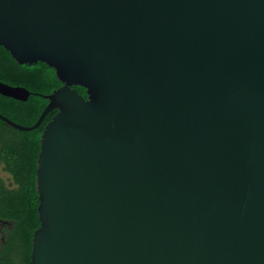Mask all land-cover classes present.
I'll return each instance as SVG.
<instances>
[{"label": "water", "instance_id": "water-1", "mask_svg": "<svg viewBox=\"0 0 264 264\" xmlns=\"http://www.w3.org/2000/svg\"><path fill=\"white\" fill-rule=\"evenodd\" d=\"M0 45L61 82L0 113L56 109L28 264H264V0H0Z\"/></svg>", "mask_w": 264, "mask_h": 264}, {"label": "trees", "instance_id": "trees-1", "mask_svg": "<svg viewBox=\"0 0 264 264\" xmlns=\"http://www.w3.org/2000/svg\"><path fill=\"white\" fill-rule=\"evenodd\" d=\"M0 81L8 85L23 86L29 91L30 95L25 101L17 100L0 94V113L9 119L23 124L31 125L35 122L40 112L47 103L44 94L50 93L53 89L61 85L57 79L54 69L42 61L32 64H19L10 55V53L0 45ZM76 90L86 97L85 89L81 86H73ZM33 97H36L32 99ZM56 109L49 111L41 124L30 131H22L12 128L16 133L7 136L6 139L0 138L3 146L4 154L8 156V169L13 173L16 181L24 184L23 189L17 192L13 197L5 194V202L7 207L17 204L18 209L28 211L27 217L29 221V237L33 229L39 224L35 199V161L39 152V138L44 125L51 119ZM7 124L0 119V128L3 129ZM4 195V190H0ZM26 191V192H25ZM28 192V193H27ZM29 197L26 206L24 194ZM20 218L19 226H24L22 213L17 212ZM31 248L29 242L28 251Z\"/></svg>", "mask_w": 264, "mask_h": 264}, {"label": "flooded vegetation", "instance_id": "flooded-vegetation-1", "mask_svg": "<svg viewBox=\"0 0 264 264\" xmlns=\"http://www.w3.org/2000/svg\"><path fill=\"white\" fill-rule=\"evenodd\" d=\"M7 126L12 127L8 124ZM1 145L2 143L0 142V190H4L5 192L4 195H2V192L0 191V264H28L29 253L31 250L30 248V250L28 251V246L29 242L31 243L32 236L31 234V236L29 237L28 234V211L23 208L21 210L18 209L17 204L13 205L12 207H7V203L5 202V194L10 197H13L17 192L23 189L24 184L16 181L13 173L9 171V164H7L8 156L4 154V151L2 150L3 146ZM35 193V199L37 201L38 194L36 190ZM24 201L27 206L29 202V197L26 193L24 194ZM17 212L22 213L21 216L24 222V226H21V228L19 226L20 218L17 215Z\"/></svg>", "mask_w": 264, "mask_h": 264}, {"label": "rangeland", "instance_id": "rangeland-1", "mask_svg": "<svg viewBox=\"0 0 264 264\" xmlns=\"http://www.w3.org/2000/svg\"><path fill=\"white\" fill-rule=\"evenodd\" d=\"M34 98L36 97H33L32 99ZM13 133H16V132L8 126H4L3 129L0 128V138L2 139H6L7 136H10V134L12 135Z\"/></svg>", "mask_w": 264, "mask_h": 264}]
</instances>
